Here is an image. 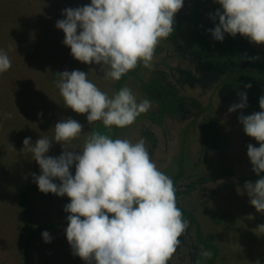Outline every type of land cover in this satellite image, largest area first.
I'll return each instance as SVG.
<instances>
[{
	"label": "rangeland",
	"instance_id": "obj_1",
	"mask_svg": "<svg viewBox=\"0 0 264 264\" xmlns=\"http://www.w3.org/2000/svg\"><path fill=\"white\" fill-rule=\"evenodd\" d=\"M90 3L0 0V51L11 60V68L0 73V264H86L67 242L69 213L64 207L69 198L37 190L21 194V187L38 188L33 174H41L32 154L23 150V140L31 137L33 145L40 137L52 140L54 125L67 118L83 125L82 134L64 145L69 150H82L93 132L132 142L143 139L158 168L173 180L177 206L189 227L168 264H264V233L255 230L264 224V213L256 211L244 191L246 181L264 177L252 171L247 156L248 144L259 146L218 103L213 90L220 67H212L202 78L192 55L198 53L201 64L213 63L208 59L211 52L197 48L196 38L201 25H213L209 14L220 5L185 0L173 32L155 49L153 66L141 63L114 81L104 78L107 66L74 59L63 43V31L56 27L65 9ZM242 38L248 46L264 50V45ZM65 70L88 73L110 97L126 86L138 102L148 99L152 106L128 127L109 129L99 121L89 125L86 114L64 105L55 82ZM62 151L63 146L53 142L46 155L58 157ZM70 171L75 174L74 165ZM45 231L50 243L42 237Z\"/></svg>",
	"mask_w": 264,
	"mask_h": 264
},
{
	"label": "clouds",
	"instance_id": "obj_2",
	"mask_svg": "<svg viewBox=\"0 0 264 264\" xmlns=\"http://www.w3.org/2000/svg\"><path fill=\"white\" fill-rule=\"evenodd\" d=\"M185 0H91L83 7L67 8L56 27L64 33V45L84 64L107 66L105 79L119 81L139 64L151 68L155 49L173 32L176 15ZM220 8L210 13L215 23L209 29L215 41L225 34L240 35L254 45H264V0H214ZM79 30V31H78ZM258 60L259 57H251ZM11 68L7 53L0 51V73ZM56 86L66 108L86 114L89 125L102 122L105 128H124L151 108L148 99L137 101L128 87L111 97L88 79V73L65 70ZM251 83L244 85L250 89ZM236 112L247 107V93L239 92ZM260 111L238 121L244 133L258 142L247 145L252 171L264 173V95ZM10 115V114H9ZM42 116V113L38 114ZM83 125L67 118L54 125V139L31 137L23 140V150L32 154L41 174H33L42 193L67 196L66 238L73 254L86 264H168L189 227L177 206L173 180L153 161L143 139H112L93 132L86 136L78 152L64 147L82 134ZM53 142L63 146L58 156H48ZM15 151L14 146L9 145ZM75 166V174L70 169ZM59 180L57 184L54 181ZM244 191L257 212L264 213V177L246 181ZM256 231L264 233V224ZM51 242L47 231L42 233ZM209 256L210 253H203Z\"/></svg>",
	"mask_w": 264,
	"mask_h": 264
},
{
	"label": "trees",
	"instance_id": "obj_3",
	"mask_svg": "<svg viewBox=\"0 0 264 264\" xmlns=\"http://www.w3.org/2000/svg\"><path fill=\"white\" fill-rule=\"evenodd\" d=\"M215 23H218V20ZM215 23L210 27L201 25L199 27L201 36L196 38L197 48L211 52L208 54V59L213 63L210 64V66L199 63V54L194 52L192 55L197 62L195 63V68L198 75L204 78V73L207 75L212 70V67H220V78L217 79L218 82L213 92L216 91L217 99L218 97L220 99V102H218L220 103L219 105H223L227 109H229L231 105L240 102L238 96L239 92L246 91L247 107L243 110L229 113L231 116L233 115L235 121L239 123L238 116L241 114L245 116L248 115L246 109L249 108L251 110L253 107V112L260 111L259 98L261 95H264V50H258L252 46H248L240 35L233 38L225 34L223 42L215 41L208 31L214 28ZM257 56L259 57L258 60L250 59L251 57ZM193 81L200 82L202 80H199L198 77H194ZM248 83H251L252 87L250 89H245L244 85ZM240 129L242 134L247 136L243 131V125L241 123ZM253 141L259 146L257 141L254 139ZM29 190L39 191L36 187L24 186L21 187V194L24 195Z\"/></svg>",
	"mask_w": 264,
	"mask_h": 264
}]
</instances>
